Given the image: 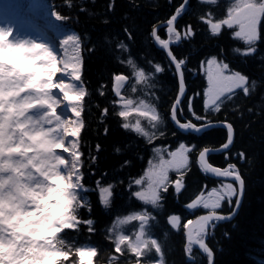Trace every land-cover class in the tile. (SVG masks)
Here are the masks:
<instances>
[{
    "label": "snow or ice",
    "instance_id": "1",
    "mask_svg": "<svg viewBox=\"0 0 264 264\" xmlns=\"http://www.w3.org/2000/svg\"><path fill=\"white\" fill-rule=\"evenodd\" d=\"M198 3L216 5L210 0H198ZM113 7L109 4V9ZM191 0H169L170 12L163 21H156L150 27L147 39L162 54L159 61L148 59L149 68L146 70L130 54L126 59L117 57L122 65H126L129 71L117 72L113 74L112 93L114 114L121 118V127L126 132L133 134L144 145V152L150 153L145 157L137 154L136 161L142 162V167L136 175L130 172L127 175H114L108 179L109 174L101 171L99 174L93 171L99 159L101 145H95L97 155L93 156L91 150L84 159L85 153L82 150L81 140L79 143L81 166L80 183L83 186L82 200L87 202V206L82 210L89 214L88 218L79 217L82 221L83 229L89 235L95 234V221L91 218V201L87 195L94 192L97 195L98 203L103 209L110 210L114 203V190L121 187L126 193L129 202L138 205L124 214H116L110 221L107 228L108 236L106 241L111 244L110 258L116 264H144L145 257L142 249L151 245V255L155 260L152 264H167L165 252L161 242L155 238L152 229L159 224V217L166 209V201L169 189L178 196L185 188V175L190 171L191 162L197 165L203 174H210L216 178L217 186L208 187L203 185L193 196L190 202L184 207L187 210H202V214L195 215L192 219L182 220L178 213H168L165 222L171 230L181 232L185 243L183 251L190 262L196 260L199 254L202 264H218L217 249L209 244V238H214L215 229L221 222L230 223L240 213L245 198L246 181L244 173L238 166L239 162H250L248 156L243 151H233L234 148V127L226 119L214 123L210 118L213 114H220L222 106L231 102L242 91L245 96L251 95L257 88V81L240 71L234 70L222 57V54L210 55L200 60L198 74L203 78L202 91L187 93L185 73H192L189 67L190 58L186 55H178L174 48H180L183 44H190L195 36L196 29L186 23L181 26L180 21L189 13ZM57 19L59 14L54 13ZM199 22L205 24L212 36L218 37L223 29L231 30L232 38L244 45L243 49L235 48L234 52L243 56H253L257 52V45L264 40V0H234L226 9V14L219 19H214L210 13L198 17ZM107 23V21H105ZM125 38H133L131 30L127 27L122 29ZM164 31L166 38H162L160 32ZM10 35L0 29V36ZM64 45V64L67 72L66 80H71L78 95L86 97L88 94L82 83L81 77V44L78 36H73L70 40L62 42ZM38 46V45H37ZM120 50L130 52L124 43L118 45ZM264 59V57H261ZM146 72L152 73L156 77L159 74L168 73L175 77L176 92L172 97L167 111V118L172 125L171 135L182 137L177 139L175 147L170 145H157L156 141L166 136L165 118L153 105L159 101V96L155 94L150 97L151 102L145 103L143 100L134 103L133 98L127 91L135 92V84L145 80ZM195 74V73H193ZM79 82V83H78ZM127 90V91H126ZM104 95L103 91L98 93ZM196 98L200 99V110L195 107ZM84 111V104L81 106L80 114ZM251 111V109L249 110ZM109 109L101 110V116L107 117ZM140 117L153 122L156 128V121L161 116L165 121L164 127L150 133L140 127L139 120L134 125L127 123L131 116ZM84 125V120L81 121ZM217 128L226 130V139L218 148L210 147L205 141ZM108 129H104L107 135ZM195 141V142H193ZM131 147L130 144L125 148ZM222 153L224 156L223 166H214L210 162V156ZM114 154L122 155L123 151L119 147L114 148ZM135 166L132 159H125L114 169V173H123L125 169ZM174 174V178L173 175ZM91 180V185L89 184ZM227 209L226 211L224 209ZM132 224L138 231L123 230V226ZM76 229H68L74 231ZM115 232L114 238L111 233ZM224 238H229V233L222 234ZM147 237V239H146ZM130 239V243L121 247L122 240ZM96 251L99 253V248ZM119 254V255H117ZM261 258L257 259L253 253H249L251 264H264V250H261ZM121 257L124 259L121 260Z\"/></svg>",
    "mask_w": 264,
    "mask_h": 264
},
{
    "label": "trees",
    "instance_id": "2",
    "mask_svg": "<svg viewBox=\"0 0 264 264\" xmlns=\"http://www.w3.org/2000/svg\"><path fill=\"white\" fill-rule=\"evenodd\" d=\"M20 1L0 0V8L9 3L19 5ZM25 2L28 4L27 9H33L38 17L43 18L46 25L62 22L71 35L78 36L83 43L82 81L88 93L84 99L85 110L82 119L85 126L80 138L82 150L85 153L84 159L87 160L90 150L93 156L97 155L95 145L99 143L101 151L93 171L98 174L101 171L107 172L108 179H112L114 175H127L129 172L136 175L142 167V162L136 161L137 154L143 155L146 159L150 153L144 152V145L138 138L122 129L121 118L114 114L111 103L112 77L114 73L129 71L117 57L126 59L130 54L146 70L150 67L147 63L148 59L161 60L163 54L151 44L147 34L154 22L163 21L169 14V0H25ZM232 2L234 0H218L216 5H209L198 3V0H191L189 13L180 21V24L181 26L186 23L192 24L196 29V36L190 44H183L174 50L178 55H186L190 58L189 67L192 73H185L189 95L202 91L204 82L202 76L198 74V65L201 59L210 55L222 54L225 62H228L234 70L247 75L250 80L257 81V88L251 95L245 96L238 90L233 100L222 106L220 114H213L210 117L214 123L226 119L233 124L235 130L233 151L245 152L250 162L235 161L244 173L246 181L242 208L232 222H221L217 226L214 238H209V244L217 249L218 264H251L249 253H253L257 259H260L261 250H264V59H261L264 57V40L258 43L255 55L246 57L233 51L235 48L243 49L244 45L232 38L231 30L223 29L218 37L212 36L208 27L198 20L199 16L207 13H210L214 19L222 18ZM109 4L113 5L111 10ZM54 13L59 14V20ZM126 27L132 32L131 40L126 39L122 31ZM160 35L166 38L164 31H161ZM120 43H124L130 52L120 50L118 48ZM156 83L157 87L150 88L148 95L152 98H154L153 93L159 96L156 106L166 121V136L158 139L156 144L175 147L176 140L182 137L171 135L172 125L167 118V111L176 92V80L174 76L164 73L158 75ZM100 91H103L104 95H99ZM127 94L134 100H139L144 95L143 91L135 93L127 91ZM105 107L109 109V114L107 117H102L101 110ZM195 107L197 111L200 110L199 98L195 100ZM105 128L108 129L107 135L104 134ZM225 139L226 131L217 128L201 144L206 143L210 147L218 148ZM128 144L131 147L125 148ZM115 147H119L123 154H114ZM125 159H132L135 166L125 169L123 173H114V169ZM210 162L214 166H223L225 163L223 154L211 156ZM184 179L185 188L178 196L173 194L171 188L166 194L168 199L165 212L160 215L159 224L152 229V233L164 248L167 264H202L199 254L196 255L195 262L188 261L183 251L185 240L182 231L171 230L165 218L168 213H178L182 220L192 219L195 215L201 214V210H187L184 205L190 202L203 185L209 188L217 186V180L201 173L194 158L190 171ZM89 184L91 185V180ZM114 192L113 207L107 211L98 203L94 192L88 194L91 201L90 215L95 221L94 235L86 233L81 226L82 221L78 218L89 216L82 209L77 214L79 223L74 228L76 230L64 233L65 240L77 248L79 264H116L110 258L111 244L105 240L108 236L107 228L114 215L124 214L137 208L138 205L135 202H129L127 193L121 187H117ZM84 202L86 207L87 202ZM69 218L75 220L71 216ZM64 221L68 222V215ZM123 230L132 232V227L130 224L126 225L123 226ZM224 232L229 233V238L222 236ZM115 235V232L111 233L112 238ZM124 242L128 244L130 239L121 241V243ZM93 246L100 249L99 253ZM83 248L93 252L92 260L84 259L81 254ZM123 259L121 257V260ZM151 260H155V257H146L144 264Z\"/></svg>",
    "mask_w": 264,
    "mask_h": 264
},
{
    "label": "clouds",
    "instance_id": "3",
    "mask_svg": "<svg viewBox=\"0 0 264 264\" xmlns=\"http://www.w3.org/2000/svg\"><path fill=\"white\" fill-rule=\"evenodd\" d=\"M50 60L37 45L0 36V264H79L76 246L64 238L67 226L46 230L65 215L76 219L84 207L71 137L75 121L56 115L78 90L68 88L59 100L55 98L63 85L53 81L65 73L46 66ZM48 71L53 75L47 76ZM156 87V77L146 72L145 80L135 84V92L144 95L134 103H150L148 91ZM137 120L150 134L165 124L161 116L153 128V122L135 115L127 123ZM50 212L52 220L46 222ZM142 254L151 255L150 241Z\"/></svg>",
    "mask_w": 264,
    "mask_h": 264
},
{
    "label": "rangeland",
    "instance_id": "4",
    "mask_svg": "<svg viewBox=\"0 0 264 264\" xmlns=\"http://www.w3.org/2000/svg\"><path fill=\"white\" fill-rule=\"evenodd\" d=\"M11 12L14 13V10L11 9ZM16 14H18L19 18H21V21L19 24L13 25L12 18L8 19V17H4L0 21V29H2L5 33H10V37L13 42L27 41V42H30L31 45H38L42 50L47 51L49 53V56L51 57V60L46 66H51L53 68H56L57 70H61L62 65L58 64V61L63 60L64 57L59 56V53H58L59 50L57 51V48L59 49V46L54 44L51 40L50 41L52 43H50L48 39L45 38L43 35L34 33V31L30 29L31 23L27 21L26 16H25V11L23 9L17 10ZM51 44L53 45L52 48L50 47ZM65 74L60 75L58 79L53 81V83L55 84L63 85V88L58 90V92H60L62 95H63V92L66 91L68 88L74 87L73 85L70 86L71 80L65 79L67 76V74L66 75ZM46 75L52 76L53 72L48 71ZM43 82L47 83V80ZM80 97L81 95H78L77 93L74 94V99L70 102V105L68 107L73 114L65 115L64 119H70V120L75 121L73 116H76L80 113L81 106H82ZM55 98L57 100L60 99V97L56 96V92H55ZM58 114H59V111H57L56 115ZM60 116L62 118L61 114ZM81 129H82V124L75 122V126L71 130V136L74 137L77 132L79 134ZM52 203L55 204L56 202L53 201ZM42 207L43 205H41V208ZM56 208H59V204H56ZM37 215H39L38 211H37ZM44 219L46 222L48 220H52V213L51 212L46 213ZM34 223H39V222L36 221ZM54 228H56V220H53L51 225L46 230L48 231Z\"/></svg>",
    "mask_w": 264,
    "mask_h": 264
},
{
    "label": "water",
    "instance_id": "5",
    "mask_svg": "<svg viewBox=\"0 0 264 264\" xmlns=\"http://www.w3.org/2000/svg\"><path fill=\"white\" fill-rule=\"evenodd\" d=\"M221 129H224V128H221ZM225 130V129H224ZM226 131V130H225ZM234 141H235V131H234ZM219 154H222V153H218V154H214V155H219ZM212 156V155H211Z\"/></svg>",
    "mask_w": 264,
    "mask_h": 264
},
{
    "label": "bare ground",
    "instance_id": "6",
    "mask_svg": "<svg viewBox=\"0 0 264 264\" xmlns=\"http://www.w3.org/2000/svg\"><path fill=\"white\" fill-rule=\"evenodd\" d=\"M63 49H64V45L62 46V53H64Z\"/></svg>",
    "mask_w": 264,
    "mask_h": 264
}]
</instances>
